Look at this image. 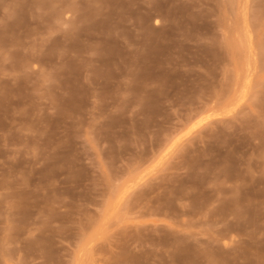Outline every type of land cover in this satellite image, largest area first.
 I'll list each match as a JSON object with an SVG mask.
<instances>
[{
  "label": "rangeland",
  "instance_id": "1",
  "mask_svg": "<svg viewBox=\"0 0 264 264\" xmlns=\"http://www.w3.org/2000/svg\"><path fill=\"white\" fill-rule=\"evenodd\" d=\"M0 264H264V0H0Z\"/></svg>",
  "mask_w": 264,
  "mask_h": 264
}]
</instances>
